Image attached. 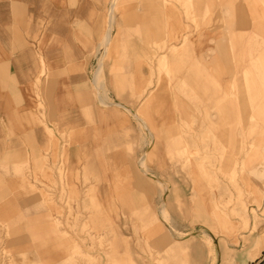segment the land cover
Masks as SVG:
<instances>
[{"label":"rangeland","instance_id":"rangeland-1","mask_svg":"<svg viewBox=\"0 0 264 264\" xmlns=\"http://www.w3.org/2000/svg\"><path fill=\"white\" fill-rule=\"evenodd\" d=\"M250 1L263 9L246 12L249 57L212 59L209 50L197 59L191 32L180 47H168L162 9L138 11L144 0H116L134 3L127 111L134 133L158 132L161 150L152 139L147 147L134 141L133 172L115 186L87 188L89 202H70L49 227L35 214L14 222L0 216V264H233L234 246H256L264 233V0ZM162 2L182 3L196 30L215 19L224 38L231 35V12L218 19L191 0Z\"/></svg>","mask_w":264,"mask_h":264},{"label":"crops","instance_id":"crops-1","mask_svg":"<svg viewBox=\"0 0 264 264\" xmlns=\"http://www.w3.org/2000/svg\"><path fill=\"white\" fill-rule=\"evenodd\" d=\"M144 1L138 11L163 10L160 32L169 48L193 34L197 59L209 50L212 59L248 58L246 12L263 9L250 0H191L194 10H212L218 19L232 13L225 39L215 19L196 30L182 3ZM133 97L134 3L0 0V216L14 222L35 214L49 227L70 202H89L87 188L115 186L133 172L134 141L147 147L152 139L159 152L158 132L134 133L127 111ZM233 250V264H264L263 239Z\"/></svg>","mask_w":264,"mask_h":264},{"label":"bare ground","instance_id":"bare-ground-1","mask_svg":"<svg viewBox=\"0 0 264 264\" xmlns=\"http://www.w3.org/2000/svg\"><path fill=\"white\" fill-rule=\"evenodd\" d=\"M126 107V106H125ZM127 108V107H126ZM127 109H130V108H127ZM166 209V208H165ZM165 212H167L166 210H163V215L165 216V217H167V215H166V213ZM262 239L264 240V233L262 234V236H260L258 239H257V242H256V246L255 247H258L260 244H261V242H262ZM253 253L254 254H257L258 253V249H255L254 251H253ZM45 254V252H42L41 253V255H44Z\"/></svg>","mask_w":264,"mask_h":264}]
</instances>
